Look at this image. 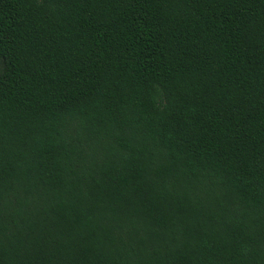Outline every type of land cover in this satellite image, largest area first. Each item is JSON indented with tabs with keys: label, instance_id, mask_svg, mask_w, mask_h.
Returning a JSON list of instances; mask_svg holds the SVG:
<instances>
[{
	"label": "trees",
	"instance_id": "obj_1",
	"mask_svg": "<svg viewBox=\"0 0 264 264\" xmlns=\"http://www.w3.org/2000/svg\"><path fill=\"white\" fill-rule=\"evenodd\" d=\"M0 264H264V0H0Z\"/></svg>",
	"mask_w": 264,
	"mask_h": 264
}]
</instances>
